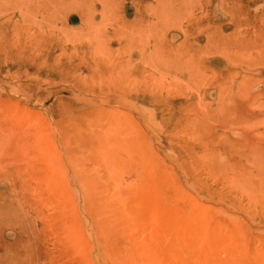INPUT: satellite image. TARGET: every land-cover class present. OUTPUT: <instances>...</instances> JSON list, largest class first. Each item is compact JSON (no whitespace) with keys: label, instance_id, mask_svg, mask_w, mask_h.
<instances>
[{"label":"rangeland","instance_id":"obj_1","mask_svg":"<svg viewBox=\"0 0 264 264\" xmlns=\"http://www.w3.org/2000/svg\"><path fill=\"white\" fill-rule=\"evenodd\" d=\"M200 259L264 264V0H0V264Z\"/></svg>","mask_w":264,"mask_h":264},{"label":"bare ground","instance_id":"obj_2","mask_svg":"<svg viewBox=\"0 0 264 264\" xmlns=\"http://www.w3.org/2000/svg\"><path fill=\"white\" fill-rule=\"evenodd\" d=\"M204 258H205V257H204ZM205 259H207V258H205ZM200 260H201V261H200L201 263L204 262V260H203V261H202V259H200ZM198 261H199V260H198ZM205 261H207V260H205ZM204 264H205V262H204Z\"/></svg>","mask_w":264,"mask_h":264}]
</instances>
